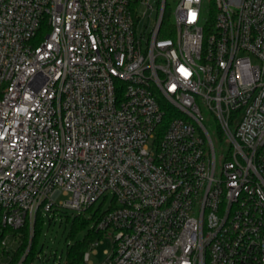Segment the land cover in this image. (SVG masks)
Instances as JSON below:
<instances>
[{
  "label": "built area",
  "instance_id": "built-area-1",
  "mask_svg": "<svg viewBox=\"0 0 264 264\" xmlns=\"http://www.w3.org/2000/svg\"><path fill=\"white\" fill-rule=\"evenodd\" d=\"M208 3L0 0V264L109 194L100 264H264V0Z\"/></svg>",
  "mask_w": 264,
  "mask_h": 264
},
{
  "label": "trees",
  "instance_id": "trees-1",
  "mask_svg": "<svg viewBox=\"0 0 264 264\" xmlns=\"http://www.w3.org/2000/svg\"><path fill=\"white\" fill-rule=\"evenodd\" d=\"M208 1V6L214 11V0ZM108 211L109 209L102 211L101 205L98 207L94 205L80 214H74L66 210H54L51 216H43L39 213L34 224L30 255L24 264H30L34 256L38 254L37 245L38 239L42 233V228L46 222H48V224L54 222L56 215L60 217V223L64 224V227L68 231L65 237L67 249L63 264H86L84 261V255L90 249L92 243L95 240H103L108 236L105 231L96 229V224ZM6 232H8V230H6ZM83 232L84 235L81 238H78ZM30 233L28 225L24 226L18 232H15L20 239V244L14 255L12 264H16V261L27 248L30 241Z\"/></svg>",
  "mask_w": 264,
  "mask_h": 264
},
{
  "label": "rangeland",
  "instance_id": "rangeland-1",
  "mask_svg": "<svg viewBox=\"0 0 264 264\" xmlns=\"http://www.w3.org/2000/svg\"><path fill=\"white\" fill-rule=\"evenodd\" d=\"M203 114V124L205 125L210 138L213 143V147L217 155V165L221 164L222 159L226 156L230 142L225 138V136L220 135L218 123L208 109V107L200 105ZM231 129H235V124L231 126ZM113 196L109 194L108 196H103L100 198L96 206L101 205V210H107L112 201ZM67 229L64 224L60 223V217L55 216V221L45 225L42 228L41 236L38 239L37 251L40 256V260L34 261L33 264H56L59 257H61V264L65 261L67 243L65 241ZM84 232L81 233L78 238H81ZM113 238L112 236L105 237L100 245L97 247V254L91 255L90 260L93 264H100L104 259V250L111 251Z\"/></svg>",
  "mask_w": 264,
  "mask_h": 264
},
{
  "label": "water",
  "instance_id": "water-1",
  "mask_svg": "<svg viewBox=\"0 0 264 264\" xmlns=\"http://www.w3.org/2000/svg\"><path fill=\"white\" fill-rule=\"evenodd\" d=\"M241 0H227V3L231 5H239Z\"/></svg>",
  "mask_w": 264,
  "mask_h": 264
},
{
  "label": "snow or ice",
  "instance_id": "snow-or-ice-1",
  "mask_svg": "<svg viewBox=\"0 0 264 264\" xmlns=\"http://www.w3.org/2000/svg\"><path fill=\"white\" fill-rule=\"evenodd\" d=\"M182 70V69H181ZM183 71V70H182Z\"/></svg>",
  "mask_w": 264,
  "mask_h": 264
}]
</instances>
